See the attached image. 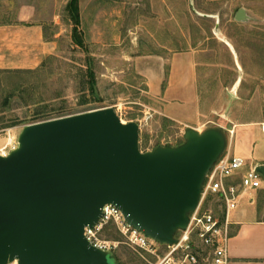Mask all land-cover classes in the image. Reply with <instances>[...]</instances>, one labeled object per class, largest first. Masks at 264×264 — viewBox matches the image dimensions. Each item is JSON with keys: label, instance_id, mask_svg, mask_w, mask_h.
I'll use <instances>...</instances> for the list:
<instances>
[{"label": "rangeland", "instance_id": "obj_1", "mask_svg": "<svg viewBox=\"0 0 264 264\" xmlns=\"http://www.w3.org/2000/svg\"><path fill=\"white\" fill-rule=\"evenodd\" d=\"M102 2L122 10L116 16V37L113 30L105 31L107 45L94 39L101 31L98 35L81 24L76 27L68 0H0V24L19 19L41 24L46 42V54L36 67L0 68V150L17 147L22 129L36 115L52 120L104 108H112L123 124L139 125L143 153L183 144L185 130L160 115L159 102L147 93L135 64L137 56L167 49L195 58L197 95L206 114L199 132L214 128L228 135L233 122L262 116L264 0ZM240 9L244 21L235 20ZM261 186L264 189V183ZM209 207L221 216L216 198ZM181 236L176 234L177 239ZM101 238L117 243L112 252L116 264H161L172 251L166 246L154 253L138 249L112 226ZM187 253L197 256V264H212L209 249H179L168 264L180 263Z\"/></svg>", "mask_w": 264, "mask_h": 264}, {"label": "water", "instance_id": "obj_2", "mask_svg": "<svg viewBox=\"0 0 264 264\" xmlns=\"http://www.w3.org/2000/svg\"><path fill=\"white\" fill-rule=\"evenodd\" d=\"M235 20H245L243 9ZM139 130L112 108L25 126L0 156V264H116L83 235L105 205L147 239L175 245L226 135L187 128L183 144L143 153ZM255 171L264 183V166Z\"/></svg>", "mask_w": 264, "mask_h": 264}, {"label": "crops", "instance_id": "obj_3", "mask_svg": "<svg viewBox=\"0 0 264 264\" xmlns=\"http://www.w3.org/2000/svg\"><path fill=\"white\" fill-rule=\"evenodd\" d=\"M76 10V27L81 24L82 29L88 28L93 34L98 31V35L101 31V35L94 36L101 45L109 44L106 40L110 37L105 31L113 30L112 35L116 37L115 30L120 21L116 16L122 10L100 5L99 0H77ZM18 22L0 24L2 69L36 67L46 54L41 24L24 23V19ZM135 64L145 81L147 93L159 102L160 115L184 130L200 131L206 114L199 105L194 56L167 49L164 54L137 56ZM263 128L264 113L254 120L233 122L228 130L227 154L242 158L246 163L231 182L238 183L247 170L264 166ZM261 187L259 184L255 189L241 193L237 207L229 214L227 264H264V189Z\"/></svg>", "mask_w": 264, "mask_h": 264}, {"label": "built area", "instance_id": "obj_4", "mask_svg": "<svg viewBox=\"0 0 264 264\" xmlns=\"http://www.w3.org/2000/svg\"><path fill=\"white\" fill-rule=\"evenodd\" d=\"M15 148L16 146L4 147L0 150V156L6 157ZM245 165L242 158L231 156L225 152L211 167L205 177L197 209L189 215L187 228L181 231L180 238H176L177 243L173 246H166L172 251L161 264L170 260L171 256L179 249H209L212 264H227L229 214L237 207L241 193L255 189L263 183L262 178L255 171L256 167L244 172L238 183L231 182ZM215 198L220 203V214L223 218L209 207L211 200ZM110 226L114 227L129 245L148 253H154L156 247L164 246L147 239L142 233L128 225L121 212L112 205H105L102 208L98 222L93 227H85L83 235L93 247L112 254L117 243L101 238V234ZM190 239H192L191 242ZM196 259L195 254L187 253L185 260L178 264H197ZM6 264H18V261L12 260Z\"/></svg>", "mask_w": 264, "mask_h": 264}, {"label": "trees", "instance_id": "obj_5", "mask_svg": "<svg viewBox=\"0 0 264 264\" xmlns=\"http://www.w3.org/2000/svg\"><path fill=\"white\" fill-rule=\"evenodd\" d=\"M76 2H77V0H71L70 2H69V4H68V11H69V13L71 14V16H72V18L75 20V18L77 17V10H76ZM76 34H77V30L76 29H74V32H73V38H74V41H75V43H79L78 42V39L76 38ZM91 77V75H89V78ZM90 80H91V78H90ZM91 82V81H90ZM92 83V82H91ZM33 121L31 122V124H34V123H39V122H43V121H46V120H48V119H46V118H42V117H39V116H37L36 115V117H34L33 119H32ZM113 258H114V256H113ZM115 259V258H114ZM116 261V260H115Z\"/></svg>", "mask_w": 264, "mask_h": 264}]
</instances>
